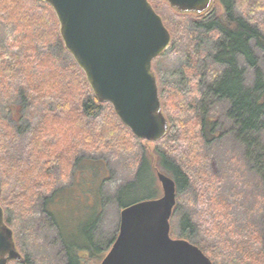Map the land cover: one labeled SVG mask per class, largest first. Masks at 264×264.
I'll list each match as a JSON object with an SVG mask.
<instances>
[{
  "label": "trees",
  "instance_id": "trees-1",
  "mask_svg": "<svg viewBox=\"0 0 264 264\" xmlns=\"http://www.w3.org/2000/svg\"><path fill=\"white\" fill-rule=\"evenodd\" d=\"M7 1L10 6H13L10 1L13 4L15 3L14 0ZM33 1L36 4L38 2L43 7L38 5V10L35 8L32 14L30 8H23L22 4L18 3L13 6L17 10L18 17H21L24 21L27 20V23H30L29 26L33 28L32 32H35L34 34L36 35H38L37 28L39 27L41 28L39 31L43 33L48 30L45 28L44 21H41L43 25H39L40 20L45 19L42 13L47 15V18L53 19L52 27L54 33L57 30L56 42H60L62 50L71 57V63L63 67L59 62V58L55 57L49 50H45L43 54L38 53L39 45L36 43L33 46L28 41V38L26 37L25 39L24 36L18 37L14 43L6 46L3 53H1L0 59H4L3 61L5 62L3 65L0 64V69L3 70V73L0 71V76L3 75L4 78V73H6V76L4 89L2 84L0 87L2 92L5 93L3 96L6 98L7 107L11 110L13 107L11 101L19 93L20 87H22L30 105H32L33 109L35 108L34 125L27 138L30 140L28 144L32 143L33 147L31 149L27 147L25 154L27 157H31L29 154L33 155L35 153L37 164L35 168L30 166V170L27 163L25 164V169L18 167L20 157L14 156L8 145L13 127L4 118H0V168L3 179L5 178L6 180L2 183L1 179L0 203L4 208L5 221L10 227L12 221L6 216L9 209L16 206L23 209L20 206L21 204L30 206L39 198L45 196L46 213L51 216L60 229V235L68 257V264H84L82 252H87V250L90 252L93 248L91 245V229L96 222L95 216L93 218V226L90 227L88 234L84 236V243L72 241L69 243L65 239V233L61 223H59V217L57 219L56 212L50 209L56 193L54 192L50 197H46L52 193L51 190L59 183V177L55 176L52 171L57 166H61V163L64 164V161L66 167L71 165L78 155L76 154L77 150H73L79 142H81V147H84L86 151L110 154V149H119L123 145L122 151H126L129 140L134 142H139V140L120 121L111 104L97 100L84 71L78 66L64 45L60 35V24L53 8L41 0ZM149 1L162 16L164 24L170 30L172 35L171 44L179 45L181 42L184 43L185 48L182 53L190 57V63L185 66V71L192 73L194 79L197 77L199 80L201 77V73L198 72L196 67V55L199 53L197 48L201 39L193 31L185 29L187 18L194 17L202 21L200 23L201 27L206 28L207 33L214 36L217 45L216 50L213 52L214 67L218 70L221 69V74L218 72L216 76H212L211 86H209L206 93L202 94L201 98L206 101L204 105L200 104L199 95L196 92V95L185 100L186 104L181 105L184 108L181 114L177 110L170 111L169 99L165 94L168 87L172 86L164 83V80L160 78L161 76L159 75L160 77H158V74H156L163 112L169 122L167 135L159 141L160 144L164 145V153L160 154L158 164L164 173L175 180L177 193H181L189 187H193L196 180L200 182V185L207 182L203 178L208 175L205 166L208 155L201 153V149L206 143L213 142L218 137H221H217L218 130L216 127L218 122L214 121L213 117L208 116V109L206 108V105L210 102L214 103L212 99L219 97L229 102L230 109L227 117L233 122L236 129L238 128L236 131L238 139L242 140L246 147H249L247 149L248 157H250L249 154H254L251 148L255 145L256 140L250 135V132L258 128H264V80L262 72L258 68V59L251 47V42L254 41L264 53V33L247 20L233 16L232 0H223L222 4L225 10L223 14L217 13L214 4L206 12L195 14L181 13L172 8L166 0ZM211 13H214V15L207 19ZM31 20L38 23L31 24ZM20 24L23 27V23ZM23 28L21 29L22 33ZM180 38L182 39L179 41ZM187 46L188 48H186ZM194 47L197 50L195 52L196 55L192 54V48ZM165 52L156 59L163 58L166 55ZM240 57L251 68L257 70V80L254 87H248L244 83L245 71L240 66ZM61 60L63 61L62 58ZM216 68L214 69L216 70ZM34 72L35 75H39V81H36V78L35 81L31 79ZM37 105L40 107L37 108ZM31 112L33 113V111ZM177 132L178 134L175 138L174 134ZM184 135L186 136V144H184L185 147L182 149L177 141L180 136L183 137ZM62 136L64 139L70 136L67 144H65ZM140 161L141 165L136 173L135 180L122 187L118 192L117 201L122 208L134 204V202L130 203L127 201L125 195L140 187L142 188L146 171L149 172L148 184L151 187H155V176L150 162L145 155L140 158ZM197 161H199L200 167V171L197 173L200 176L195 178L194 174L196 172L192 165ZM103 172L101 171V173ZM33 173L40 174L37 177L28 179V176ZM25 176L28 178L24 179ZM3 184L5 186L4 189ZM207 187V185L201 186L202 192H205ZM155 196L156 194H150L139 201L154 199ZM223 197L222 194L217 200L211 198L213 202L210 203L218 204L216 208L221 207L218 210L222 215L219 214V220H217L215 219L216 217H213L215 215L214 212L217 210L214 209V212L211 210L210 220H208V225L203 230L204 233H211L216 236L213 240H215L214 244L217 246L215 249L218 255L216 254L215 257L220 256L232 259L233 264H252L253 252L258 246V254L264 260V234H260V232L254 233L252 229H249L248 223H246V227L241 226L243 229L238 226L234 227L236 220L231 217V204L223 200ZM234 202L236 203V200ZM180 225L186 232L183 237L189 239V231L191 233V228L195 225L193 220L189 215H185L181 219ZM249 235L250 239L247 238ZM195 244L202 248L206 254V247L209 244L205 237L202 238V243L195 241ZM222 249L224 250L223 253ZM11 263L28 264V261L27 258L23 257L21 261H12L9 264Z\"/></svg>",
  "mask_w": 264,
  "mask_h": 264
},
{
  "label": "rangeland",
  "instance_id": "rangeland-1",
  "mask_svg": "<svg viewBox=\"0 0 264 264\" xmlns=\"http://www.w3.org/2000/svg\"><path fill=\"white\" fill-rule=\"evenodd\" d=\"M14 2L13 4L10 1L13 6L20 3L23 8H30L32 14L38 5L43 7V5L38 2L36 4L33 0H14ZM222 3L223 0H213L212 4L215 5L217 13L223 14L225 11ZM13 6H10L7 0H0V56L6 46L14 43L18 37L24 36L25 39L28 38L33 46L36 43L39 45L38 53L43 54L45 50H49L55 57L59 58V62L63 67L71 63V57L62 50L61 43L56 42L57 30L54 33L53 19L47 18L48 16L42 13L45 19H41L39 25H43L41 21H44L45 28L51 29L43 33L39 31L41 30L39 27L37 28L38 35H36L35 32H32L33 28L29 26L30 23L18 17L17 10ZM232 7L234 17L247 20L264 33V0H232ZM213 15L214 13H211L207 19H210ZM36 22L31 20V24ZM201 22L194 17L187 18L185 22V29L193 31L201 39L197 48L199 50L197 55L195 54L197 51L195 47L192 48V54H195L197 59V70L201 73L199 80L197 77L194 79L192 73L185 71V66L190 63V57L182 53L185 48L182 42L179 45L171 44L163 58L153 61V70L158 74V77L161 76L160 78L164 80V83L172 86L168 87L165 94L169 99L170 111L177 110L180 114L184 109L181 105L186 104L185 100L196 95V92H198L200 104L204 105L206 101L201 98L202 94L206 93L209 86H211L214 75L216 76L218 72L221 74V69L218 70L214 67L213 52L217 48L215 38L212 34L207 33L206 28L201 27ZM20 23H23V27L24 25L25 27L23 28ZM22 28L24 29L23 33ZM47 32L49 33L47 34ZM38 41L40 42L38 43ZM251 47L257 56L258 68L261 70L264 80V53L254 41L251 42ZM3 60L0 59L2 65L5 62ZM239 63L245 71V85L254 87L257 80V70L251 68L242 57L239 58ZM0 71L3 73L2 69ZM4 75L6 76V73ZM34 75L35 72L31 79L35 81L36 78V81H39V75ZM5 76L4 78L3 75L0 76V85L2 84L3 89L5 87ZM49 80L51 79L49 78ZM3 95L5 93L2 92L0 87V118H4L13 127L12 135L9 137V149L14 156L20 157L18 167L25 169L27 163L30 170V166L35 168L37 164L35 153L33 155L28 153L31 157H27L25 154L27 147L29 149L33 147L32 143L28 144L30 140L27 138L34 125L35 108L33 109L30 105L22 87L11 101L13 104L11 110L7 107V101ZM212 100L214 103L210 102L206 105V108L208 109V116L213 117L212 119L218 122L216 127L218 130L217 137H221H216V140L206 143L201 149V153L208 155L205 165L208 175L203 178L207 180L206 184L200 185V182L194 180L193 187L191 186L187 190L177 193V204L170 221L171 235L174 238L179 236L185 238L183 234L186 232L180 224L181 219L185 215H189L195 225L191 228V233L189 231V239H185L190 240V242L199 241L202 243V238L205 237L209 244L208 247L204 245L207 249L206 255L209 256L213 264H233L232 259L215 257L217 246L214 244L215 240L213 239L216 236L211 233H204L203 230L208 225L211 210H217L216 212L213 211L215 213L213 217L219 220L221 207H218V210L216 208L218 204L210 202H213L211 198L217 200L223 194L225 197H223V200L231 204V217L236 220L234 227L238 226L243 229L241 226L246 227V223H248L249 229H252L254 233L264 234V128H258L250 132L256 143L251 148L254 154H249L250 157H248L247 149L249 147H246L243 141L238 139L236 135L238 128L236 129V126L227 117L230 109L229 102L219 97ZM37 106V108L40 107ZM177 134L178 132L174 134L175 138ZM69 137L64 139L62 136L65 144L68 143ZM174 137L172 138L175 139ZM185 139L186 136L184 135L183 137L180 136L177 141L182 149L186 144ZM80 144L81 142L73 150H77L76 154L78 155L70 166L67 165L66 167L64 161V164L61 163V166H57L52 171L55 176L59 177V183L51 190L52 193L46 197H50L54 192L56 193L50 209L56 212L57 219L59 217L65 239L69 243L70 241L75 243L85 242L84 236L88 234L90 227L93 226L95 216L96 222L91 229V245L93 248L90 253L83 254L82 252L81 255L84 264H101L111 250L120 231L122 207L117 201L118 192L122 187L135 180L136 173L141 165L140 158L144 155L151 164L155 176V187L148 184L149 172L146 171L142 188L140 187L130 194L127 193L125 199L130 203H135L150 194H156L154 199L163 196V189L158 180L157 172H164L158 164L160 154L164 153V145L159 142L154 143L145 140L134 142L129 140L126 151H122L124 147L122 145L119 149H110V154H107L86 151ZM196 158L198 160L197 156ZM198 162L192 165L196 172L194 174L195 178L200 176L197 173L200 171ZM101 171L104 172L101 173ZM23 174L25 175V173ZM39 174L33 173L28 176L29 178L25 176L24 179L37 177ZM1 179L2 183L6 181L5 178L3 179L0 168V189L2 186ZM203 185L208 186L207 192L206 190L202 192L201 186ZM44 199L45 196L39 198L30 206L21 204L20 206L23 209L16 206L7 211L6 216L12 221L10 227L14 232L18 251L24 258H27L28 264H68L60 229L51 216L46 213ZM247 238L250 239V235ZM223 251L222 249V253ZM258 253L259 248L257 246L251 258L252 264H264V260Z\"/></svg>",
  "mask_w": 264,
  "mask_h": 264
},
{
  "label": "water",
  "instance_id": "water-1",
  "mask_svg": "<svg viewBox=\"0 0 264 264\" xmlns=\"http://www.w3.org/2000/svg\"><path fill=\"white\" fill-rule=\"evenodd\" d=\"M59 21L68 52L84 71L98 101L112 105L139 140L159 142L169 130L153 61L172 35L149 0H41ZM181 13L202 14L213 0H166ZM163 196L121 211L120 231L101 264H213L196 245L171 237L177 204L173 178L157 172ZM0 203V264L21 261Z\"/></svg>",
  "mask_w": 264,
  "mask_h": 264
},
{
  "label": "flooded vegetation",
  "instance_id": "flooded-vegetation-1",
  "mask_svg": "<svg viewBox=\"0 0 264 264\" xmlns=\"http://www.w3.org/2000/svg\"><path fill=\"white\" fill-rule=\"evenodd\" d=\"M123 209V208H122ZM174 209H175V207H174ZM174 211V210H173ZM171 237H172V235H171ZM172 238H174V237H172ZM174 239H185V238H182V236H179L178 238H174ZM185 240H187V239H185ZM189 242H190V240H188ZM190 243H192V244H194V245H196L197 246V244H195V242H190ZM199 247V246H198ZM200 248V247H199ZM201 249V248H200ZM202 250V249H201ZM203 251V250H202ZM204 252V251H203ZM84 253H86V254H88V253H90L88 250H87V252H83V254ZM207 256V255H206ZM209 257V256H208ZM212 261V260H211Z\"/></svg>",
  "mask_w": 264,
  "mask_h": 264
}]
</instances>
